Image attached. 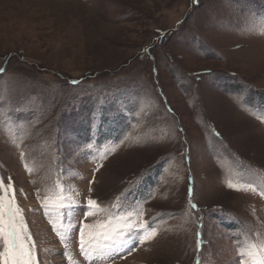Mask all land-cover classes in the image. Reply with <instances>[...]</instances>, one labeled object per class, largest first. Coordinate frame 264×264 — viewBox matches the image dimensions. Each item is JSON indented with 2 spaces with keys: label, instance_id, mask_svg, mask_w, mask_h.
I'll return each instance as SVG.
<instances>
[{
  "label": "rangeland",
  "instance_id": "1",
  "mask_svg": "<svg viewBox=\"0 0 264 264\" xmlns=\"http://www.w3.org/2000/svg\"><path fill=\"white\" fill-rule=\"evenodd\" d=\"M0 69L35 264H245L264 240V0H0ZM117 217L144 228L86 258Z\"/></svg>",
  "mask_w": 264,
  "mask_h": 264
},
{
  "label": "snow or ice",
  "instance_id": "2",
  "mask_svg": "<svg viewBox=\"0 0 264 264\" xmlns=\"http://www.w3.org/2000/svg\"><path fill=\"white\" fill-rule=\"evenodd\" d=\"M3 71L4 69H0V72ZM228 186L236 187L230 181ZM15 191L11 182L5 186L3 178H0V242H3V250H0V262L2 264H35L32 252L34 241H31L30 234L24 231L27 225L23 222V210L15 203ZM61 193L57 194L61 201L58 207L71 209V203H63L64 197ZM42 203L44 207H48L47 198ZM88 206L87 214L89 216H94L97 211L101 210L95 200L90 199ZM113 207L119 208L121 205L117 203ZM122 220L126 221L127 217H117L115 220L109 218V221L104 224H85L83 226L85 229L98 227L101 230L95 233L89 232L88 239H85L84 231L80 232V250L86 258L105 259L112 253L119 254L120 248L126 243V234H131L136 227L144 228V225L121 223ZM70 230L69 227L68 231ZM141 235L142 238L139 242L142 244L153 239L157 233L152 230L144 231ZM63 238L65 236H62ZM102 240L108 241V243H101ZM93 244H95L94 247ZM240 255L246 258L245 264H264V240L258 243L249 241L246 248L240 250Z\"/></svg>",
  "mask_w": 264,
  "mask_h": 264
}]
</instances>
